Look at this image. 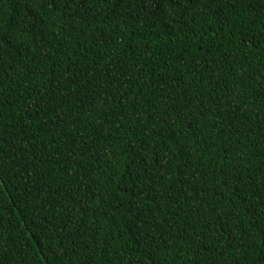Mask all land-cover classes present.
Returning a JSON list of instances; mask_svg holds the SVG:
<instances>
[{"label":"trees","instance_id":"trees-1","mask_svg":"<svg viewBox=\"0 0 264 264\" xmlns=\"http://www.w3.org/2000/svg\"><path fill=\"white\" fill-rule=\"evenodd\" d=\"M0 264H264V0H0Z\"/></svg>","mask_w":264,"mask_h":264}]
</instances>
